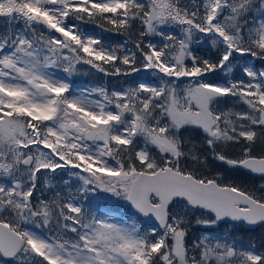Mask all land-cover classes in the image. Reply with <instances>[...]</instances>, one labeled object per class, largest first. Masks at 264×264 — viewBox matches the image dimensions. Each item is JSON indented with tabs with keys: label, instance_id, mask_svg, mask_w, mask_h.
Segmentation results:
<instances>
[{
	"label": "snow or ice",
	"instance_id": "1",
	"mask_svg": "<svg viewBox=\"0 0 264 264\" xmlns=\"http://www.w3.org/2000/svg\"><path fill=\"white\" fill-rule=\"evenodd\" d=\"M257 229L264 0H0V264H264Z\"/></svg>",
	"mask_w": 264,
	"mask_h": 264
},
{
	"label": "trees",
	"instance_id": "2",
	"mask_svg": "<svg viewBox=\"0 0 264 264\" xmlns=\"http://www.w3.org/2000/svg\"><path fill=\"white\" fill-rule=\"evenodd\" d=\"M81 30L86 31L87 33L92 34V35L100 36L103 38V40L106 43L112 44V45L122 43L125 39V37L122 35H116L113 33L104 32L96 25L90 24V23L81 25ZM199 54L204 55L206 57H214L215 50L211 48V45L209 43L206 46H202ZM243 63H244V58H241L239 60V64L242 66ZM239 74H240V69L238 67L234 75L238 78ZM73 77H75L79 81H82V84H86V85L90 83L91 84L103 83V84H107L109 87H112L113 85L119 87V86H126L124 83L125 80H127L129 83L132 82L134 79L151 80L152 74L150 72H141L139 74H134L133 76H130V77H105L103 76V74L96 73L94 70H92L91 73H89L87 66H84L81 69V71L73 75ZM68 78L71 81V78L70 77ZM237 182H240V181L238 180ZM248 182L251 183L252 181L248 180ZM256 183L258 184L259 181L257 180ZM114 203L115 202H112V204H110L111 208ZM120 203H123V202H120ZM262 236H264V230L257 229L255 232L244 234L243 238L245 240L254 239L257 246H259L260 239Z\"/></svg>",
	"mask_w": 264,
	"mask_h": 264
},
{
	"label": "rangeland",
	"instance_id": "3",
	"mask_svg": "<svg viewBox=\"0 0 264 264\" xmlns=\"http://www.w3.org/2000/svg\"><path fill=\"white\" fill-rule=\"evenodd\" d=\"M257 67H259L260 65H259V62H257V65H256ZM57 75L58 76H66V74H64L62 71H58L57 72ZM240 76H241V73L239 74V76H238V78H240ZM71 78V81H70V79L68 78V80L73 84V87L75 88L76 86H85L86 84H82V81H79V80H77L75 77H70ZM140 80H142V79H140ZM145 80H148V79H145ZM127 86V85H126ZM112 202H115V198H113V199H111V200H108V201H103V200H101V201H98V203L101 205V206H103V207H105V208H108V209H111V207H110V204H112ZM123 209L120 211V212H115L114 214H116V215H120V214H123Z\"/></svg>",
	"mask_w": 264,
	"mask_h": 264
}]
</instances>
